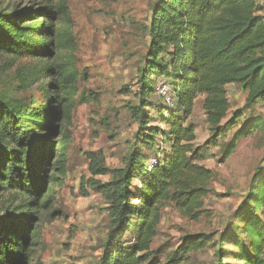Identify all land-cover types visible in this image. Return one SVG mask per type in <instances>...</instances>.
<instances>
[{
    "label": "trees",
    "instance_id": "trees-1",
    "mask_svg": "<svg viewBox=\"0 0 264 264\" xmlns=\"http://www.w3.org/2000/svg\"><path fill=\"white\" fill-rule=\"evenodd\" d=\"M262 10L257 0L154 2L150 42L136 75L138 100L127 104L137 123L135 143L122 167L109 168L101 157L89 163L110 218L97 264H185L192 251L212 239L187 233L163 260L151 250L162 205L172 203L183 215L199 216L212 179V171L198 163L205 148L218 145L248 110L233 139L221 145L220 161L232 153L236 139L264 129V119L252 113L256 104L264 105ZM71 28L68 0H0V64L6 70L16 66V90L37 84L33 91L41 97L0 91V264H30L39 244L37 223L52 211L66 177L68 128L82 74ZM157 74L176 97L173 107H157L155 119L148 107ZM229 85L245 97L243 108L228 118ZM199 94L210 134L202 145L194 143L195 126L187 121ZM151 154L157 163H150ZM98 174L111 179L99 183L93 179ZM126 232L130 237L123 242ZM216 244L218 264L227 255L240 264H264V169L250 177Z\"/></svg>",
    "mask_w": 264,
    "mask_h": 264
},
{
    "label": "rangeland",
    "instance_id": "rangeland-1",
    "mask_svg": "<svg viewBox=\"0 0 264 264\" xmlns=\"http://www.w3.org/2000/svg\"><path fill=\"white\" fill-rule=\"evenodd\" d=\"M155 1L68 0L75 54L82 74L77 105L68 128L66 177L55 195L52 211H45L37 223L39 244L30 264H97L102 255L101 245L110 218L104 195L92 183L89 163L101 157L109 168L122 167L124 157L135 143L137 123L127 104L135 105L138 100L136 75L150 42L147 27ZM257 1L263 5L264 15V0ZM15 67L6 70L0 64V91L28 98L35 94L33 90L37 84L26 91L16 90ZM154 79L164 78L157 74ZM128 88L130 92H125ZM227 95L229 118L233 111L243 108L245 95L233 85H229ZM149 98L153 103L148 110L157 119V107L165 104L156 90ZM202 98L201 94L197 96L193 112L187 119L195 126L196 145L204 144L210 136ZM250 113L245 111L235 127L218 139V145L207 146L203 159L198 162L212 171L207 185L209 192L203 198L199 216L183 215L172 203L162 205L157 234L151 243L156 258L163 260L178 247L185 234L205 233L212 235V239L205 247L192 251L185 264H218L215 257L217 239L242 201L254 171L264 169V129L236 139L232 153L220 161L221 145L233 139L234 131ZM252 113L264 119V105L256 104ZM161 127L166 126L161 124ZM93 179L106 183L111 174H98ZM129 237L130 233L126 232L123 242ZM229 250L235 248L231 246ZM222 263L240 264L229 255Z\"/></svg>",
    "mask_w": 264,
    "mask_h": 264
},
{
    "label": "built area",
    "instance_id": "built-area-1",
    "mask_svg": "<svg viewBox=\"0 0 264 264\" xmlns=\"http://www.w3.org/2000/svg\"><path fill=\"white\" fill-rule=\"evenodd\" d=\"M154 89L157 94L161 97L164 104L167 107H173L175 104V92L173 91L171 84L165 79H158L154 81ZM150 163H157V158L155 156L150 157Z\"/></svg>",
    "mask_w": 264,
    "mask_h": 264
}]
</instances>
